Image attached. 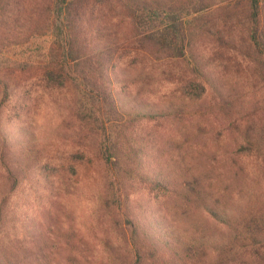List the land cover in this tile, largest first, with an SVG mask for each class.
<instances>
[{
	"label": "rangeland",
	"instance_id": "1",
	"mask_svg": "<svg viewBox=\"0 0 264 264\" xmlns=\"http://www.w3.org/2000/svg\"><path fill=\"white\" fill-rule=\"evenodd\" d=\"M232 2L183 0L164 16L187 54L126 59L120 114L74 63L46 84L50 34L24 28L0 47V264H264V229L248 225L264 223V11L256 32L250 1ZM111 140L119 174L101 155ZM140 172L169 192L153 202Z\"/></svg>",
	"mask_w": 264,
	"mask_h": 264
},
{
	"label": "trees",
	"instance_id": "2",
	"mask_svg": "<svg viewBox=\"0 0 264 264\" xmlns=\"http://www.w3.org/2000/svg\"><path fill=\"white\" fill-rule=\"evenodd\" d=\"M232 1L237 8L244 0ZM249 1L257 32L259 17L264 11V0ZM182 2L183 0H0V47L3 48L7 40L23 34L24 28H28V38L30 35L50 34L52 58L44 66L43 72L46 84L64 85L70 75L68 65L74 63L82 82L101 95L109 113L120 114L123 112L118 105L117 89L125 88V82L113 75L125 64L126 59L137 60L146 54H154L151 53L154 51L167 58L186 56V34L174 22L163 20L166 19L164 16L171 18ZM223 39L225 38L222 37ZM254 40L256 41V37ZM0 83L4 87V99H8L11 96L10 80L2 78ZM90 107L94 108L85 102L81 105L79 115L82 121L92 116ZM143 116L156 120L159 118V114ZM137 117L140 115H129L128 119L134 121ZM110 143L106 149L101 150V155L119 174L123 169L121 154L117 150V141L111 140ZM43 167L50 170L52 166L44 164ZM128 170L133 171L132 168ZM137 177L153 202H157L159 195L169 192V184L154 174L140 172ZM12 181L14 188L16 180ZM110 183L111 188H114L115 182ZM109 197L106 196V205L116 203L115 197L112 200ZM263 224V221L256 219H251L248 223L260 227V230L264 229ZM133 234H138L135 223ZM146 237L150 238V232H146ZM145 241L149 254L154 256L158 251L156 241Z\"/></svg>",
	"mask_w": 264,
	"mask_h": 264
}]
</instances>
